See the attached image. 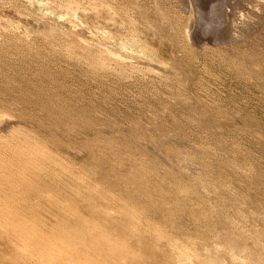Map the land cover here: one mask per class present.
<instances>
[{
    "label": "bare ground",
    "instance_id": "obj_1",
    "mask_svg": "<svg viewBox=\"0 0 264 264\" xmlns=\"http://www.w3.org/2000/svg\"><path fill=\"white\" fill-rule=\"evenodd\" d=\"M177 1L182 9L173 5ZM262 7L264 0H0V66L11 69L16 64L12 75L9 69L0 72V264H264V161L246 160L239 132L227 141L230 134L224 128L236 122L228 110L196 95L188 102L176 91L191 88L185 65L211 42L210 55L225 61L237 76L243 69V76H260L264 58H259L258 68V51L255 56L247 53L252 47L245 44L264 33L251 29L245 35L242 24L245 18H256ZM243 36H248L245 52L239 42ZM176 51L180 57L172 55ZM62 59L78 64L89 84L102 85L111 78L124 82V92L134 87L142 103L136 105L137 97L136 106L130 102L119 112L113 100L114 107L100 105L103 113L98 117L94 98L82 106L77 105L82 99L70 101L74 88L69 89L68 73L51 65ZM161 82L174 88L171 100L161 96V86L158 92ZM111 89L103 93L116 95L118 88ZM17 101H22V110ZM137 111L147 123L133 116ZM252 125L258 126L252 140L264 146V122ZM190 128L203 131L205 141L193 133L187 142ZM27 130L44 135L50 145L33 142L35 138L22 132ZM166 135L175 142L164 146ZM65 157L82 160V167L89 166L131 210L125 204L126 210H119L121 203L103 201L99 189L78 183L69 191L70 199L54 200L63 186V180L54 178V188L39 192L28 208L32 189L41 185L33 179L40 175L33 170L38 159L53 158L49 162L61 172ZM126 162L131 169H122ZM84 201L88 204L82 211L88 217L77 234L59 221L44 229V221L33 213V207L66 206L65 219L73 221ZM110 210H118L121 217L110 220ZM139 213L152 223L144 225Z\"/></svg>",
    "mask_w": 264,
    "mask_h": 264
},
{
    "label": "rangeland",
    "instance_id": "obj_2",
    "mask_svg": "<svg viewBox=\"0 0 264 264\" xmlns=\"http://www.w3.org/2000/svg\"><path fill=\"white\" fill-rule=\"evenodd\" d=\"M176 1V0H175ZM179 2L177 1V3H174L173 2V5H177V8L178 9H182L181 7H182V5H179L178 4ZM256 12L259 14V16H258V14L257 13H255V15L257 16L256 18H253L252 19V21H251V19H248V18H245V23H243L242 25H244L245 24V35L246 34H248V36L253 32V33H255L256 31L257 32H259L258 30H260V32H262V33H264V25H262V24H264V23H262V19H264V17H261V15H264V13H261V12H264V7H262L260 10L259 9H257L256 10ZM260 13H261V15H260ZM258 17H260V19H258ZM249 20V21H248ZM256 20L258 21V22H256ZM246 21H248V23L246 22ZM249 22L251 23L250 25H249ZM247 23V24H246ZM256 23V25H254ZM259 23V24H258ZM262 23V24H261ZM252 26V27H249V26ZM259 25V26H258ZM250 29H249V28ZM254 27H255V29L257 28V30H254ZM258 27H259V29H258ZM249 29V30H247V29ZM261 28H262V30H261ZM252 29V30H251ZM248 32H250V30L252 31V32H250V33H247V31ZM256 32V33H257ZM248 36H247V40H248ZM261 37L262 38H264V34H262L261 35ZM256 38V40H255V38H254V40H252V41H250V38H249V42L246 40V39H244V36H243V39H241V40H245L246 42H243V41H239L241 44H240V47H241V45H244L245 43H250V44H245L246 45V47H247V49L249 48V46L251 45V47L252 48H249V50L247 51V53L249 52V54L251 53V55H256V54H258V55H256V56H258V57H256V58H258V61H260L261 62V59L259 60V58H264V49H262V48H264V44H261L260 45V43H264V40H262V38ZM257 39H258V41H257ZM262 41H260V40ZM225 41L227 42L228 40H226L225 39ZM224 41V43H226ZM260 41V42H259ZM199 42V44H200V42H201V40H199L198 41ZM197 41H196V43H198ZM257 42H259V47L258 46H255L256 44H254V43H257ZM254 44V45H252V44ZM199 44H197V45H199ZM213 45H214V43L213 42H211V43H209L207 46H206V48H204V49H202L201 48V51L199 52V54H197V55H195V57L192 59V60H190V58H189V60H188V63L185 65V67L187 68L186 70H184V71H186V73L189 75V78H192L191 80H193L191 83H192V85H191V88H188V87H186V86H183V90L182 89H180V87H178V89L176 90L177 92H179V93H181L182 94V96H179L181 99H185V100H188V102H190L191 101V99L192 98H200V99H198L199 101H204V102H206V103H208L209 102V104L211 105V106H213L214 108H215V106L217 105V106H220V108H221V110L222 111H227L228 110V114H227V112H224V113H226L229 117H231V116H233V117H231V118H235V120H236V122L235 123H233V124H230V125H228L227 126V128H224V131L225 132H227V133H229V134H227V135H229L226 139H227V141L228 142H230L231 140H232V138H234L235 137V133H237V132H239V134L241 135V137H242V143H243V146H244V149H245V152H244V154H245V156H246V160H249V161H256L257 163H262V161H264V148H261V144L260 143H258L257 144V142H254V140H252V133H256V132H258V126L257 125H252V123L253 124H255L256 122H264V95H262V94H264V93H262V92H264V81H262V80H264V77H262V76H264V75H262V72H264V67H260L259 65H261L262 64V62H264V61H262L260 64H259V62L256 60V59H254V60H256L255 62H256V64H258L257 66H258V68H259V70H261V71H259L260 72V76L262 77V79H261V77L259 76H257V75H255V76H253V74H250V76H243L244 74H243V72H245L244 71V69L242 70V71H239L238 72V76L236 75L237 74V71H233V69L231 70L230 69V67L227 65V66H225L226 64H225V61L223 62H219L218 61V59L216 58V57H213V56H211L210 55V53H212L213 52ZM245 45L243 46V47H245ZM246 47L244 48V52H245V49H246ZM253 47H256V48H253ZM261 47V48H260ZM258 48H260V49H258ZM246 49V50H247ZM251 49H253V50H251ZM254 49H256V50H254ZM262 50V51H261ZM12 51V50H11ZM255 51V53H256V51H258L256 54L255 53H253ZM261 51V52H260ZM260 52V53H259ZM181 53V52H180ZM180 53H179V51H176V52H172V55H174L175 57L176 56H179L180 55ZM247 53H245L246 54V56L248 55ZM262 53V54H261ZM261 54V55H260ZM10 55V54H9ZM260 55V56H259ZM262 56V57H261ZM13 56H11V57H9V59H8V61L12 58ZM180 57V56H179ZM191 57V56H190ZM14 58H17V56L15 57V55H14V57L12 58V59H14ZM247 60V57L246 58H244V60ZM253 60V61H254ZM3 61H4V59L1 57L0 58V62L1 63H3ZM40 62H41V60H39ZM64 61H66V62H64ZM68 61V62H67ZM193 62V63H192ZM258 62V63H257ZM56 63H58L57 65H56ZM66 63V64H65ZM71 63V64H70ZM29 64V63H28ZM31 64V63H30ZM54 64V65H53ZM65 64V65H64ZM191 64V65H190ZM32 65H33V63H32ZM37 65V63H35V65H33V66H36ZM51 65H53V69L55 70V71H58V70H60V71H62V70H65V71H63L64 73H68V74H65L66 76L68 75V80L67 81H70V82H67V84H69V89L71 90V88H74V89H72L71 90V92H70V94H69V96L71 95H73L74 97L72 98L71 97V100L70 101H72V99L73 100H76L75 102L77 103V100H79V99H82V101L79 103V101H78V103H77V105H80V106H82L83 104H86V101H87V98L88 99H93L92 101V103L94 104V103H96L97 101V103H96V105H94L93 106V108L92 109H97V110H95L96 112V115L98 116V117H100V114L102 115V113H103V110L102 109H104V107L106 106H113L112 105V103H114L115 105H116V103L118 104V105H116L117 107H119V109H117V111H119V112H121V111H124V108L125 107H127L128 108V106L131 104L130 102H133L134 103V105H135V102L137 103L136 105L138 106V105H140V103H138L139 101L142 103V100H141V98L139 99V97L138 96H136V92H135V89H134V87H132V86H129L128 87V89H127V92H124V82L122 81H116V80H114V79H111V78H109V79H111V80H109L108 78V80L106 79V78H103V82H104V80H105V82H104V84H95V83H90V84H92V85H90L89 83H87V81H88V79L86 78V76L84 75V73L83 72H81V71H79L80 70V67H79V65L78 64H76V65H78V66H76L74 63H72V62H70L69 60H64V59H62V60H59V62L58 61H56V62H52L51 63ZM62 65V66H61ZM67 65V66H66ZM72 65V67H70ZM56 66H58V68H60V69H58ZM67 68H66V67ZM75 68H74V67ZM184 66V65H183ZM248 66L249 65H247L246 67L248 68ZM262 66H264V65H262ZM7 67V68H6ZM6 67H4L3 68V66L1 67L0 66V72L2 73H0L1 75H3V73L5 74V73H7V71H8V69H9V67L8 66H6ZM14 67H16V64H14L13 65V67L11 68V69H9V72L8 73H11V75H12V73H14L12 70L14 69ZM63 67V68H62ZM185 67H184V69H185ZM226 67V68H225ZM244 67V66H243ZM3 68V69H2ZM71 68H72V70H71ZM229 68V69H228ZM241 68V67H240ZM245 68V67H244ZM4 71V72H2V70ZM7 69V70H6ZM76 71H75V70ZM242 69V68H241ZM5 70H6V72H5ZM71 70V71H70ZM232 72H230V71ZM76 72H79V73H76ZM81 72V73H80ZM246 72H248V73H250L249 72V69H247V71ZM76 74V77H75V74ZM83 73V75H81ZM229 73V74H228ZM235 74V75H232V74ZM73 74V75H72ZM243 74V75H242ZM22 75H25V78L26 77H28L29 75L27 74V72L24 74H22ZM26 75H28V76H26ZM72 75V76H71ZM81 75V76H80ZM232 75V76H231ZM235 76V77H234ZM239 76L241 77H243V79H242V77L241 78H239ZM252 76V77H251ZM257 76V77H256ZM73 77V78H72ZM79 77V78H78ZM84 77H85V82L87 83H85L84 81L82 82L81 80H83L84 79ZM234 77V78H233ZM244 77H246V80L244 79ZM251 77V80L253 81H251L249 78ZM258 78V79H256V81L254 82V78ZM71 78V79H70ZM82 78V79H81ZM236 78V79H235ZM74 79H76V80H74ZM262 81H260V80ZM73 80V81H72ZM190 80V81H191ZM233 80V81H232ZM249 82H248V81ZM257 80H259V81H257ZM109 81V82H108ZM114 83H112V82ZM245 81H247L246 83H245ZM88 82H90V81H88ZM121 82V83H120ZM194 82V83H193ZM240 82V83H239ZM251 82H252V85H251ZM108 83V84H107ZM123 83V84H122ZM244 83V84H243ZM256 83V84H255ZM262 83V84H261ZM243 86H246V87H243ZM160 86H161V89L164 91L163 93H160L159 91H160ZM171 86V85H170ZM169 86V84L166 86L165 84H162V82L158 85V92L161 94V96L163 97H165L166 99H170L171 100V98L173 97V91H174V88L171 86L170 87ZM254 86V87H253ZM115 88V87H117L118 88V91L115 93L116 95H114L113 94V92H111V91H109V93L111 92L112 93V95H108V93H103V92H107L108 90H112L111 88ZM168 87H169V89H168ZM185 87V88H184ZM260 87V88H259ZM77 88H79V91H77L78 89ZM81 88V89H80ZM87 88L89 89V90H87ZM105 88V89H104ZM75 89H77L76 91H75ZM86 89V90H85ZM173 89V90H172ZM259 89V90H258ZM102 90V91H101ZM103 90H106V91H103ZM162 90H161V92H162ZM75 91V92H74ZM80 91H81V93H80ZM72 92H74V93H72ZM87 92V93H86ZM76 93H77V95H76ZM85 93V94H84ZM103 94V96H102V94ZM125 93V94H124ZM158 93V94H159ZM79 94V95H78ZM90 94V95H89ZM107 94V95H106ZM159 94V95H160ZM165 94V95H164ZM171 94H172V97H171ZM76 95V96H75ZM81 95V96H80ZM83 95V96H82ZM119 95H120V97H119ZM125 95V96H124ZM135 95V96H134ZM192 95H194V97L192 96ZM197 97H196V96ZM230 95H232V96H230ZM77 96H80V97H77ZM86 96V97H85ZM88 96V97H87ZM90 96V97H89ZM101 96L102 97H104V98H101ZM109 96V98H110V96L112 97V96H114V99L113 98H111V100H109V101H107L108 100V97ZM118 97V101H117V97ZM133 96V97H132ZM191 96V97H190ZM132 97V98H131ZM138 97V99H136V101H135V98H137ZM156 96H154V97H152V98H155ZM169 97V98H168ZM189 97V98H188ZM75 98H77V99H75ZM107 98V100H105ZM116 98V99H115ZM131 98V99H130ZM202 98V99H201ZM68 99V98H67ZM70 99V98H69ZM98 99V100H97ZM100 99V100H99ZM101 99H102V101L104 100L105 102L107 101V104H109V105H107L106 103H104L105 105H103V103H100V102H102L101 101ZM132 99H134V100H132ZM96 100V101H95ZM113 100H115L114 102H112V103H110L111 101H113ZM123 100V101H122ZM128 100H131V101H128ZM139 100V101H138ZM153 100V99H152ZM84 101H85V103H84ZM117 101V102H116ZM128 101V102H127ZM135 101V102H134ZM120 102V103H119ZM191 102H193V101H191ZM15 103H19V110H22V106H23V103H22V101L20 102V101H17V102H15ZM83 103V104H82ZM129 103V105H126V104H128ZM102 107H101V106ZM126 105V106H125ZM135 105V106H136ZM95 106H97V108H95ZM120 106H122V107H120ZM132 106V105H131ZM102 108V109H99V108ZM114 107V106H113ZM127 108H125V109H127ZM23 109L25 110V109H27L28 110V108H27V106L26 107H23ZM226 109V110H225ZM179 110V109H178ZM231 110V112H229ZM102 111V112H101ZM162 111V110H161ZM160 111V112H161ZM173 111H177V109H173ZM160 112L158 111L157 113L159 114V116H161L160 115ZM40 114H42L43 112H39ZM134 113H135V111H134ZM133 113V114H134ZM138 113V114H137ZM162 113V112H161ZM231 113V114H230ZM40 114H36V115H38V116H40ZM143 112H141V114L139 115V112L137 111L136 112V114H134L133 116L134 117H143ZM43 115V114H42ZM115 115L116 116H114V117H117L118 116V112H116L115 113ZM137 115V116H136ZM231 115V116H230ZM37 117V116H36ZM111 117H113V116H111ZM145 118V116L143 117V119ZM147 119L145 118L144 120H143V122L144 123H147V121H146ZM7 122H8V120H6ZM99 121V120H98ZM97 121V122H98ZM181 121H184V120H181ZM256 121V122H255ZM40 121H37V123H39ZM101 121H99L98 123H100ZM247 122H248V124L249 123H251V124H249V125H251L252 127H249V128H245L244 127V125L245 124H247ZM255 122V123H254ZM183 124H185V123H183ZM13 127H20V126H18V125H12ZM226 127V126H225ZM22 129V128H21ZM177 129H179L180 130V127H178ZM193 128H190L188 131H187V134L185 133V135L186 136H189L188 134H190L191 133V135L187 138V142H189V141H191L192 139H193V133L196 135V134H198V138L199 137H201V138H199L198 140H204L205 139V137H204V134H203V131H196L195 132V130H197V129H194L193 131ZM23 130V129H22ZM185 129H183L182 131H184ZM2 131L3 130H1L0 131V137L1 136H4V134L2 133ZM185 131V132H186ZM190 131H192V132H190ZM23 133H26L28 136H31V138L32 139H34L33 140V142H35V143H37L38 145H39V143L41 144V142H42V144H43V141H45V143L49 146L50 144H48V142H46L48 139H46V137L43 135L42 136V134H39L37 131H35V130H27V131H22ZM178 132V131H177ZM188 132H190V133H188ZM201 132V133H200ZM59 134H61L62 135V132L60 131V132H58ZM199 133L201 134V136H199ZM59 136V138L60 137H62V136ZM169 136L170 137H174L173 135H171V134H169ZM196 137V138H197ZM202 137H204V138H202ZM44 139V140H43ZM163 139H165V144H164V146H167V145H169V141H173V142H175L173 139H171V138H169L167 135L163 138ZM205 141V140H204ZM191 143V142H190ZM211 143V141H207V143H205V144H210ZM261 145V146H260ZM19 147H21V146H19ZM262 147H264V146H262ZM59 152V151H58ZM57 152V153H58ZM77 152V154L79 155V156H81L80 154L81 153H79L78 151H76ZM67 157H65V162L63 163L64 164V168H63V170H61V172L63 173H61L60 172V170H57V168L55 167V163L54 162H49V161H53L54 159L52 158V159H50V160H48L47 161V159H49V158H41V159H38L39 160V164H38V167L35 169V167L33 168V166H32V168H33V170L35 171V173L36 174H38V173H40V175L39 176H33L32 175V173H30V176H33L34 178L33 179H35V181L37 180V181H39L40 182V184L41 185H39V186H36V188L37 189H32V192L30 193L31 194V196H33L32 198L34 199L33 201L31 200H29V202H27L28 204V208H29V206H31L32 207V205L33 204H35V198H34V196L35 197H38V196H40L41 194H44L45 192H49V190L53 187V184H51L50 183V180H52L53 182H54V180H53V178L54 179H61V180H63L62 182H63V186L62 185H60V188H61V191L60 192H58V190H57V192H58V197L59 198H54V200H60V201H65V200H67V199H70V197L71 196H73V194L72 193H70V192H72V187H73V185H74V183H78V185H81V186H84V187H87L88 189H91V190H93V189H99L100 190V192L102 193V195H103V197H105V198H103V201H107L108 200V202H110V203H121L123 206L121 207V208H119V210H121V211H123L124 212V210H126V208H124V202H126L124 199H122V198H120V197H118L115 193H113L112 191H109L106 187H104L102 184H101V182H99L98 180L99 179H102V178H100V176L98 175V174H93V173H91V171L89 170V166H87V167H85L86 166V164L85 163H82L83 161L82 160H80V161H78V159H77V161H74V159L72 160V159H70V158H67ZM41 160V161H40ZM45 160V161H44ZM76 160V159H75ZM55 161V160H54ZM72 161H74V162H72ZM76 162V163H75ZM44 163H45V165H44ZM48 163H49V165H48ZM128 165H127V164ZM126 163H124V168L122 167V169H131V165L128 163V162H126ZM125 164H126V166H125ZM79 165H81V166H79ZM82 165H85L84 167H82ZM42 166V167H41ZM44 166H50V167H52V166H54V168L52 167V168H48V167H44ZM126 167H128V168H126ZM42 168V169H41ZM45 168V169H44ZM82 168V169H81ZM14 168H12V170H13ZM49 169V170H48ZM54 169V170H53ZM51 171V172H50ZM59 172V173H57V172ZM14 173H15V171H13ZM17 172V171H16ZM43 172H45L46 174H44ZM53 172H55L54 174V177H53V175H52V173ZM88 172V173H87ZM51 173V174H50ZM41 174H42V176H41ZM49 174V175H48ZM57 174V175H56ZM59 174V175H58ZM62 174V175H61ZM45 175V176H44ZM64 175V176H63ZM91 175H94V176H91ZM98 175V176H97ZM48 176V177H47ZM57 178H56V177ZM96 176V177H95ZM40 177V178H39ZM41 177L43 178V179H41ZM51 178V179H47V178ZM99 178V179H98ZM46 180H47V182H46ZM51 181V182H52ZM42 182V183H41ZM45 182H46V184H45ZM52 182V183H53ZM72 183V184H71ZM68 184V185H67ZM70 185V186H69ZM42 188H41V187ZM65 186H69V187H65ZM40 187V188H39ZM45 187V188H44ZM71 187V188H70ZM49 190H48V189ZM54 188V187H53ZM39 189V190H38ZM42 189V190H41ZM44 189H46V190H44ZM65 189V190H64ZM68 191H67V190ZM71 189V190H70ZM43 190L45 191V192H43ZM38 191V192H37ZM67 191V192H66ZM70 191V192H69ZM41 194H40V193ZM65 192V193H64ZM34 193H36V194H34ZM64 196H63V195ZM30 196V197H31ZM80 205H81V208H79L78 209V211H76L77 213H75V215H74V217H75V219L73 220V221H67L66 219H65V217L67 216V214H68V212H69V208L68 207H66V206H64L62 209H56V208H49L48 209V207H41V208H36V207H33V210H36V211H33V213H38L37 214V217H39L40 219H42L43 221H44V229H47L48 228V226H52V223H54L55 221H59L60 223H62V224H64L65 226H68V227H71V229H72V232L74 231V234H77V233H79V231H80V227H82V226H84V222H85V220L83 221V219H85V217H88V216H86L85 215V213H87V212H85L86 211V207H87V204L88 203H86L85 201L84 202H80L79 203ZM125 206L126 207H129V206H131L130 204H125ZM70 208H71V206H70ZM39 209V210H38ZM46 209V210H45ZM128 209H130V207L128 208ZM133 209V208H132ZM52 212H51V211ZM82 210H85V211H82ZM131 210V209H130ZM133 210H135L136 211V209H133ZM138 211V210H137ZM84 212V213H83ZM44 213V214H43ZM120 212H118V210L117 211H115V210H110L109 211V215H108V218L110 219V220H116L118 217L120 218L121 217V215L119 214ZM140 214V213H139ZM43 215V216H42ZM141 215V214H140ZM56 216V217H55ZM62 216V217H61ZM50 218V219H49ZM52 219V220H51ZM141 219H143L144 221H142L143 223H144V225H147L148 223H152L149 219H147V217H145L143 214L141 215ZM47 225V226H46ZM142 224H140V226H141ZM164 237H165V234H162V237H161V242H163V244H165V243H167L168 241H166V239H167V237L164 239ZM150 247H154V246H150ZM166 248V247H165ZM106 250V249H105ZM165 250V249H164Z\"/></svg>",
    "mask_w": 264,
    "mask_h": 264
}]
</instances>
